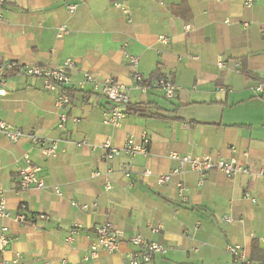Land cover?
<instances>
[{"label": "crops", "instance_id": "1", "mask_svg": "<svg viewBox=\"0 0 264 264\" xmlns=\"http://www.w3.org/2000/svg\"><path fill=\"white\" fill-rule=\"evenodd\" d=\"M184 1L0 0V63L74 62L71 83L55 92L43 89L39 77H4L0 121L60 141L57 154L46 158L28 138L10 142L0 132V187L9 211L0 220L9 237L0 264H120L137 249L127 240L135 234L165 247L149 264H230L229 244L241 245L251 264H264V176L228 178L209 170L200 177L186 166L170 181L156 182L157 174L177 165L169 152L264 167V95L252 89L264 80V0L251 7L243 0ZM61 25L67 33L57 36ZM159 35L169 40L160 42ZM129 56L137 58L136 67ZM218 57L225 67L216 66ZM133 71L143 83L169 79L178 88L175 96L166 98L154 85L142 92ZM86 73L123 85L128 104L119 127L102 123L109 102L99 89L80 88ZM60 90L70 103L58 109ZM61 112L67 120L59 132ZM143 132L150 139L147 155L102 160L104 140L121 147ZM25 155L38 167L42 187L20 189L17 169ZM108 167L106 190L104 178L92 173ZM146 168L149 177L142 175ZM71 202L97 207L82 210ZM17 214L24 221H15ZM104 221L123 231L118 250L99 249L96 258L84 260L94 226ZM72 226L77 235L67 242Z\"/></svg>", "mask_w": 264, "mask_h": 264}, {"label": "built area", "instance_id": "2", "mask_svg": "<svg viewBox=\"0 0 264 264\" xmlns=\"http://www.w3.org/2000/svg\"><path fill=\"white\" fill-rule=\"evenodd\" d=\"M259 0H243L245 7H251ZM67 11L72 13L76 8L75 4L70 3L66 5ZM1 17V15H0ZM185 30H189V26H185ZM67 33V28L64 25L58 27L57 36H63ZM168 37L159 35L158 41L167 42ZM196 58V57H194ZM129 62L133 67L137 66V58L129 56ZM74 66V62L71 58H66L61 66L58 67H47L38 64H26L17 60H5L0 63V94L3 93L2 85L4 83V77L9 73L14 75H23L28 77H39L42 79L43 89L47 91H57L64 86L71 83L69 75V69ZM216 66L218 68L225 67V62L218 57L216 59ZM132 78L137 83V87L145 92L148 86H158L164 90L166 98H173L178 90L177 86L166 78H160L155 80L152 84L143 83L141 75L137 71H133ZM86 84L92 85L93 89H99L101 94L108 100L109 107L104 111L102 123L112 127H119L125 116V106L128 104V96L124 91L123 85L116 82L113 78L107 77L99 82L94 76L86 73L83 79L79 82L80 88H83ZM253 92L256 97L264 95V80H260L253 86ZM70 103V98L62 90L57 92L54 104L58 109L63 108ZM67 120V114L64 112L59 113L58 120L56 123V130L62 131L64 123ZM73 121H77V118H73ZM0 132L10 141L16 142L22 138H28L32 143L38 145L40 154L43 157L50 158L57 154L58 143L60 138H49L37 134L34 131H22L21 129L11 128L8 124L0 121ZM150 147V139L145 132L141 133L138 139L133 136H128L121 147H117L111 144L109 139L104 140L100 144L101 158L106 162L119 157L135 156V155H147ZM168 157L177 162V165L171 168L168 172L157 174L156 182L163 184L170 181L173 177L178 176L182 173L184 168L188 166L190 169L196 171L200 177H202L209 170H217L221 172L225 177H233L236 174L243 173L248 176H264V167L257 170H252L248 166L240 163L236 158L230 159H213L208 154L202 156H191V155H178L175 152H169ZM25 165L20 166L17 169L19 175V187L20 189H26L30 186L42 187L43 181L39 179L35 172L38 167L33 165L27 155L24 156ZM111 167L106 169V172L102 174L98 170L93 171V177H103L104 186L106 190L111 189L109 175L111 173ZM123 174L125 177L129 176V171L123 167ZM143 177H149L152 175L150 169H144L142 171ZM179 191L182 189L181 182L176 183ZM59 194V190L56 189ZM73 206H76L82 210H88L90 208L97 207L96 202L90 204H77L71 202ZM9 217V211L7 209L6 197L3 189L0 187V220ZM22 214H17L14 220L17 222L24 221ZM227 221H231V218H226ZM158 227L152 228V231H158ZM7 227L2 226L0 229V252L4 250L9 242L7 234ZM95 240L91 243L88 250V254L84 256V260L88 257L96 258L98 250L103 249L108 252L118 250L120 241L124 234L123 231L113 225L109 221H104L94 226ZM77 235V227L72 226L65 240L71 242L74 236ZM137 249L128 256L120 264H149L155 254L164 253L165 247L157 242L147 240L140 234L129 236L127 239ZM226 251L231 256L230 264H251V262L245 257L243 247L238 244H229L226 246ZM16 263V259L12 261Z\"/></svg>", "mask_w": 264, "mask_h": 264}, {"label": "trees", "instance_id": "3", "mask_svg": "<svg viewBox=\"0 0 264 264\" xmlns=\"http://www.w3.org/2000/svg\"><path fill=\"white\" fill-rule=\"evenodd\" d=\"M182 2L185 3L184 0H182ZM177 6H178V4H176L174 7L177 9ZM125 112H127V110Z\"/></svg>", "mask_w": 264, "mask_h": 264}]
</instances>
